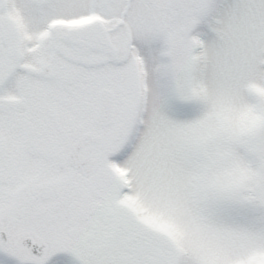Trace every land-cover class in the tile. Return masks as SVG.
I'll return each instance as SVG.
<instances>
[{
    "label": "snow or ice",
    "instance_id": "1",
    "mask_svg": "<svg viewBox=\"0 0 264 264\" xmlns=\"http://www.w3.org/2000/svg\"><path fill=\"white\" fill-rule=\"evenodd\" d=\"M0 264H264V0H0Z\"/></svg>",
    "mask_w": 264,
    "mask_h": 264
}]
</instances>
